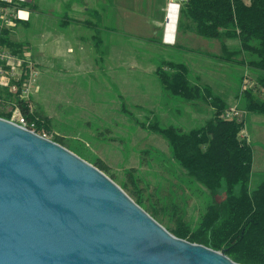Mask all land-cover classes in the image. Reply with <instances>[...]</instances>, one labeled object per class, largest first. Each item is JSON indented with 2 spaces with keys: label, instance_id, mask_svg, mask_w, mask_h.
Wrapping results in <instances>:
<instances>
[{
  "label": "rangeland",
  "instance_id": "1",
  "mask_svg": "<svg viewBox=\"0 0 264 264\" xmlns=\"http://www.w3.org/2000/svg\"><path fill=\"white\" fill-rule=\"evenodd\" d=\"M53 1L44 0L42 9L36 0L31 15L13 29L11 38L34 55L51 58L53 46H65V41L72 42L76 36L82 37L86 48L93 43L100 49L106 34L119 35L124 60H35L39 76L32 95L34 109L47 117V135L61 136L89 160L102 158L118 184L125 181L131 167L136 168L145 195L179 207L178 217L196 225L209 200L207 192L189 181L171 159L165 139L147 125L159 121L163 126L189 129L203 124L211 108L203 100L187 101L165 91L155 69L163 59L183 62L192 82L208 86L228 108L244 113L242 90L253 84L256 71L238 62L245 58L243 52L229 53L239 48V40L202 37L178 30L177 24L174 43L161 50L157 46L161 45L159 33L148 30L155 14L150 0H115L127 10L124 30L120 24L117 27L116 16L109 12L108 19L95 15L84 18L95 25L93 31L85 26L68 30L77 18L60 15L50 7ZM114 27L119 33L113 32ZM156 29L162 31L161 22L156 23ZM161 38L163 41V32ZM222 55L231 56V60L222 59ZM245 115L242 135L253 151L249 184L253 189L264 178V114ZM170 224L176 226L172 221Z\"/></svg>",
  "mask_w": 264,
  "mask_h": 264
},
{
  "label": "trees",
  "instance_id": "2",
  "mask_svg": "<svg viewBox=\"0 0 264 264\" xmlns=\"http://www.w3.org/2000/svg\"><path fill=\"white\" fill-rule=\"evenodd\" d=\"M20 22L22 20H17L1 35L2 42L16 52H21L22 47L11 34ZM181 29L206 38L239 40V48L229 53L243 52L245 58L238 62L256 71L253 84L242 90L245 112L238 117L223 118L222 113L228 107L220 96L213 94L208 86L192 82L185 63L162 60L155 73L163 89L187 101L207 102L211 115L203 124L189 129L163 126L159 121L147 127L165 139L171 159L189 181L207 192L209 200L198 223L193 226L178 217L179 207L161 204L151 194L145 195L146 189L140 186L136 168L131 167L125 181L119 185L174 235L223 251L241 264H264V178L250 189L253 151L242 135L245 113L264 114V0H187L180 9L178 30ZM220 57L231 60V56ZM21 106L23 113L36 121V132L43 130L47 134L50 129L47 117L37 108L29 113L24 105ZM0 116L9 119L11 113L1 112ZM47 137L94 164L117 182L109 164L102 158L89 160L72 149L61 136ZM171 221L176 226L170 224Z\"/></svg>",
  "mask_w": 264,
  "mask_h": 264
},
{
  "label": "water",
  "instance_id": "3",
  "mask_svg": "<svg viewBox=\"0 0 264 264\" xmlns=\"http://www.w3.org/2000/svg\"><path fill=\"white\" fill-rule=\"evenodd\" d=\"M0 264H241L166 229L60 143L0 116Z\"/></svg>",
  "mask_w": 264,
  "mask_h": 264
},
{
  "label": "built area",
  "instance_id": "4",
  "mask_svg": "<svg viewBox=\"0 0 264 264\" xmlns=\"http://www.w3.org/2000/svg\"><path fill=\"white\" fill-rule=\"evenodd\" d=\"M32 1L0 0V113L10 112L11 116L8 120L36 132V121L23 113L21 105H24L29 113L35 111L32 95L39 76L37 63L27 48L16 52L1 40L4 29L14 26L17 20L25 19L26 6ZM186 1L166 0L164 22L162 23L165 43H174L180 9ZM172 22L174 23L173 37L171 38L168 33L172 32V28L169 30ZM240 114L239 109L231 107L225 109L222 116L223 118H234ZM39 134L47 137L46 131L42 130Z\"/></svg>",
  "mask_w": 264,
  "mask_h": 264
},
{
  "label": "crops",
  "instance_id": "5",
  "mask_svg": "<svg viewBox=\"0 0 264 264\" xmlns=\"http://www.w3.org/2000/svg\"><path fill=\"white\" fill-rule=\"evenodd\" d=\"M43 2L44 0H40V2L37 3L42 9L45 7ZM99 3L100 4L98 5V0H56L53 1V4L50 5V7H54L56 11H60V15L77 18V20H74L76 24L74 23L70 24L69 27L67 26L69 28L68 30L79 29V27L83 26L87 27V30L89 31H93L91 29L96 30L95 25L91 23L89 24L88 19L86 20L84 18H89L90 16L95 15L97 17L108 19L109 12L116 16V22L118 24L117 27L120 24V27L123 29V17H125L127 10L121 5H116L115 0H100ZM35 4L36 0L26 6L25 19H22V22L27 21V18L33 11L32 7L35 6ZM150 6L155 14L152 15L153 23H149L150 25L148 30L149 32L151 31L152 34L159 33L161 45L157 44V46L161 50H166L172 45L163 42L161 38L162 31L160 32L156 29V23L164 22L166 0H150ZM156 14H161V18L159 19L158 15ZM77 22H82L83 24ZM173 23L174 22H172L171 26L169 27V30L172 28V32L168 33V36L171 38L173 37ZM109 29L110 28L108 26L106 28V33H108ZM115 29L116 30H113V32L119 33L118 29ZM70 32L71 31L68 32L69 36H72ZM95 32L92 34V37H95ZM107 36L108 34H106L105 41L102 43L100 49L96 48L93 43L90 44L88 48H86L84 41H81L82 37L76 36L73 38L74 40H72V42L65 41V46H61L58 49L53 46L51 58H53V60H124L122 50L120 48L123 44V38H119V35H117L116 38H114V36ZM66 42L68 44H66ZM37 55L32 53V56L35 60L51 59L46 56Z\"/></svg>",
  "mask_w": 264,
  "mask_h": 264
}]
</instances>
